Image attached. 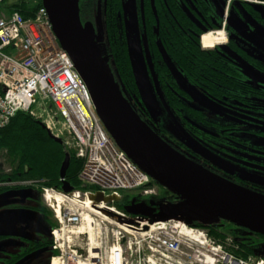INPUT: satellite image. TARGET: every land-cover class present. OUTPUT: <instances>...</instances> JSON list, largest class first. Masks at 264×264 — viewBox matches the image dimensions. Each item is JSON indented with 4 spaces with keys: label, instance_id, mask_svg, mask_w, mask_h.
Here are the masks:
<instances>
[{
    "label": "built area",
    "instance_id": "built-area-1",
    "mask_svg": "<svg viewBox=\"0 0 264 264\" xmlns=\"http://www.w3.org/2000/svg\"><path fill=\"white\" fill-rule=\"evenodd\" d=\"M0 87V127L18 111L35 115L41 98L54 105L53 112L39 107L44 124L57 137L68 134L65 144L83 161L79 178L87 188L64 192L62 186H41L57 223L50 264H264L223 250L207 230L180 215L164 217V207L177 199L158 201L152 215L117 206L122 191L143 187L142 195L150 196L157 185H150L153 179L105 127L43 5L30 18L19 11L0 13Z\"/></svg>",
    "mask_w": 264,
    "mask_h": 264
},
{
    "label": "flooded vegetation",
    "instance_id": "flooded-vegetation-1",
    "mask_svg": "<svg viewBox=\"0 0 264 264\" xmlns=\"http://www.w3.org/2000/svg\"><path fill=\"white\" fill-rule=\"evenodd\" d=\"M108 1L81 0L80 16L83 23H93L100 50L103 55L109 56V64L112 68L117 69L113 63V43L116 44L118 40L124 39L121 32H124V35L127 34L125 42L129 46V36L134 35L130 34L128 30H134L136 38L140 41L143 55L141 56L142 63L134 62L133 71L141 70L143 72L142 70L147 69L149 74L156 71H172L165 56L174 58L173 53L186 50L192 41L199 38L201 49L205 50L207 57L205 70L209 73L207 77L209 90L205 89L207 94H203L196 90L193 84V89H189L194 95L187 92L186 94L192 98L194 103L224 119L246 123L249 126L246 130H251L252 134L253 130L259 131L260 127L264 130V0H133L132 9H129V6L126 7L124 3L122 4L126 12L127 8L133 12L135 24L127 22L130 16L124 12L123 23H115L114 29L111 28L112 23L110 28L108 27L107 18L104 15V8ZM109 2L111 8L116 6L115 1ZM99 9L102 16L103 32L98 31ZM151 17L154 19V24H151L153 20ZM154 28H156V35L153 37L155 46L149 37L148 44L151 47L148 49L145 35L148 30L152 33ZM204 34L212 35L211 38L217 42L215 46L212 48L203 47L201 38ZM109 35H111L110 42ZM172 65L177 71L175 65ZM141 79L143 78L140 76L139 80ZM177 82L179 85L178 80ZM180 86L183 88L181 84ZM213 88L224 89L220 93L222 99L211 91ZM229 90L233 93H229ZM234 94L235 96H233ZM124 95L137 113L146 112L149 117H152L143 103L140 92L139 97L136 98L125 93ZM158 95L164 102L162 93L160 96L158 92ZM247 100L249 102L246 103ZM140 102L142 103L140 104ZM224 103L236 107V109L231 110ZM155 104V111H159ZM163 110L166 112L165 108ZM143 116L145 120L142 116L141 118L175 149L211 171L231 180V173L220 172L217 166L212 165L203 156L194 153L196 151L184 143L183 139L188 138H181L176 133H171L160 119H157V124H153L149 117L147 119L146 115L143 114ZM158 116L156 114V117ZM239 128L241 131H237V135H242L245 131L244 127ZM232 133L228 132V134ZM233 157L236 158V156ZM11 189L30 190L28 197L24 199L17 196L16 202L6 208L27 209L37 216L30 222H18L14 226L9 223L17 235H0V264L19 263L23 258L36 251L38 252L37 256L25 259L21 264H50L53 245L50 216L42 209L45 203L41 192L27 185L8 190ZM217 223L222 224L220 221Z\"/></svg>",
    "mask_w": 264,
    "mask_h": 264
},
{
    "label": "trees",
    "instance_id": "trees-1",
    "mask_svg": "<svg viewBox=\"0 0 264 264\" xmlns=\"http://www.w3.org/2000/svg\"><path fill=\"white\" fill-rule=\"evenodd\" d=\"M109 1L104 8V15L107 18L108 27L110 28V24L112 23L111 28L114 29L115 23H123L122 16L125 8L123 7L122 0H113L116 2V6L112 8L109 6ZM41 6L42 0H17L14 3H8V0H3L0 4V13L9 14L13 11H19L24 18H30ZM80 7L82 8L81 5ZM151 19H153V17H151ZM151 24H154V19L151 21ZM155 32L156 28L153 29L152 33L149 30L146 32L145 38L148 49L151 47V45L148 44V39L150 37L154 44L153 37L156 35ZM120 34L124 39L118 40L116 44L113 43V63L117 69H114V67L112 68L111 65L110 67L123 92L132 98H136L139 97V88L136 82L137 73L133 71L134 65L130 54V48L125 42L127 34L124 35V32ZM110 38L111 35L108 36L109 42L111 41ZM191 44L186 47V50L173 53L172 55L174 58H168L170 62L175 65L178 74L189 88L195 85L196 90L203 92V94H207L205 91L209 90L207 84L209 73L205 70V60L207 58L205 50L201 49L199 38H196ZM192 50L194 51L193 53L190 52ZM149 79L150 97L156 100V104L154 103L156 108L157 104L162 110L165 108L171 122L173 121L171 125L177 130L176 135L178 137L180 136L183 138V135H187L186 138H194L206 149L216 153H222V151H224L223 153L227 151L230 153L234 152L233 155L237 158L235 162H242V169H234L238 172L235 171L232 173L230 177L231 180L260 193H264V143L257 144L251 139L253 134H257V130H253L254 133L252 134L251 130H246L249 128L246 123L240 121L232 122L231 120L224 119L199 106L197 103H194L192 98L186 94L185 89L182 88L180 84H177V79L172 71L167 70L160 72L156 71L153 74L150 73ZM193 81H195V83H192ZM156 82L160 87L164 102L159 98ZM211 91L221 99L223 98L220 93H222L224 89L213 88ZM231 92L232 91L229 90V93ZM233 96H235V94ZM247 102H249V100H247L246 103ZM141 103L142 102H140V104ZM224 105L231 110L236 109V107L226 105L225 103ZM53 108L54 105L49 103V110L51 112L54 111ZM219 108H222V106H219ZM138 114L142 116L144 120L145 117L143 114L147 116V119L149 117L146 112L140 111ZM149 119L153 124H157L158 122V117H149ZM41 122L44 123L38 116L36 117L29 112L18 111L6 126L0 127V193L15 186H22L10 185L9 183L15 184L24 181H31L32 184L28 186H32L40 192L41 186L43 185L57 186L60 188L62 184L60 168L67 152L70 153L71 160L65 179L71 183L75 189H84L88 187V185H85L79 178L83 161L76 156L72 149L66 146L63 139L62 143H60L51 138L48 130L42 126ZM239 127H244L245 131L242 130V135H237V131H241ZM229 131L233 133L228 134ZM257 132L260 136L264 137V130L262 127H260V130ZM184 143L186 144V141ZM187 146L191 148V146ZM150 185H157L159 189L171 193L173 199L177 198L175 193L164 188L154 180H152ZM142 190L143 187L122 191V198L116 203L117 206L129 212L133 206L146 203L148 210L152 208L151 214L148 215L154 214L157 210L158 201L164 199V197L161 195L158 197L152 195L143 196L141 195ZM42 209L50 216L49 222L51 230L57 225L53 218V213L46 204L43 205ZM220 222L222 224L215 222L205 225L193 219L191 224L195 227L207 230L208 234L221 241L225 240L226 235H229L223 230V226H225L226 223L233 226V228H235L233 231V241L239 245L238 249H233V252L238 257L246 258L248 256H253L254 250L259 247V245L264 246V235L252 233L249 230L238 227L225 220H220ZM237 229L244 230L246 234L239 232ZM254 238H258L260 241H253ZM55 253L56 252L52 250L51 256Z\"/></svg>",
    "mask_w": 264,
    "mask_h": 264
},
{
    "label": "water",
    "instance_id": "water-1",
    "mask_svg": "<svg viewBox=\"0 0 264 264\" xmlns=\"http://www.w3.org/2000/svg\"><path fill=\"white\" fill-rule=\"evenodd\" d=\"M80 1L42 0V5L48 10L61 46L68 52L87 84L96 110L109 133L153 180L178 196L177 203L164 207V217L180 215L190 223L196 219L205 225L225 220L252 233L264 235V193L238 184L189 158L141 118L117 83L109 64V56L102 54L93 23L82 22ZM165 59L185 91L193 94L169 58L165 56ZM136 73L143 103L152 117H155L149 88L145 87L144 79L139 80L145 73ZM156 87L161 96L157 82ZM42 126L48 130L51 138L62 143V139L55 136L44 123ZM186 144L195 151L206 154L194 147L195 143L191 139ZM70 160L71 155L67 152L60 168V177L63 179L66 178ZM62 188L64 192L74 189L67 180L63 182ZM29 190H7L0 193V235H17L9 223L14 226L18 222H30L37 216L27 209L6 208L16 202L17 196L24 199L28 197ZM144 206V210L131 208L129 212L147 214L148 207ZM37 254V251L33 252L15 264H21Z\"/></svg>",
    "mask_w": 264,
    "mask_h": 264
},
{
    "label": "rangeland",
    "instance_id": "rangeland-1",
    "mask_svg": "<svg viewBox=\"0 0 264 264\" xmlns=\"http://www.w3.org/2000/svg\"><path fill=\"white\" fill-rule=\"evenodd\" d=\"M15 1H17V0H8V3H14ZM132 2H133V0H123L124 5L126 7L129 6V9H132V7H133L132 6L133 5ZM129 9L127 8V12H126V9L124 11L125 14L128 13L127 15L130 16L129 17V21H127V22H130L131 24L134 25L135 24V17H133V12H130ZM101 18H102L101 11L99 9V12H98V15H97L98 31L103 32V24H102V19ZM128 32L130 34L134 35V36H129V47H130V54H131V58H132L133 64H134V62L136 64L141 63V56L143 55V52L141 50V44L138 43L139 39L136 38L134 30H128ZM137 37H139V36H137ZM142 71L145 73L144 77H143L144 83H145V87L149 88L150 87L149 73H148L147 69L142 70ZM143 72H141V70L139 71L140 74L143 73ZM153 101L156 103V100L154 98H153ZM38 105L39 106H36V107L33 108V110L35 111L34 113H35L36 117L38 116V117H40L41 120L44 121V119L46 118V115L40 111L39 107L49 108L48 107L49 106V102H45L44 103L41 100V98H40ZM157 109L159 111H155V114H157V116L159 115L158 119H160L164 123V126L167 129H169L171 131V133H176L177 134V130L175 129V127H172V125H171V123H173V121L171 122V119L169 118L168 114L162 109H161L162 110L161 111L160 107H158V104H157ZM160 112H162V113H160ZM61 122H63L62 119H61ZM64 128H65V126H62V129H64ZM256 133L257 134H253L252 135L251 139L257 144H263L264 143V137L260 136V134L257 131H256ZM67 135H65L63 137L65 140H68ZM186 137H187V135H183V138H186ZM188 139H191L192 141H194V143H195L194 147L204 151L207 155L206 154L204 155V154H202L200 152H197V151L194 152V153H197L198 155L203 156L212 165L214 164L215 166H217V168L220 170V172L227 173V174H230V173L232 174L234 171L238 172L237 170H234V169H236V168L242 169V167H241V163L242 162H240V163L239 162L238 163L235 162L237 159L233 157L234 156L233 155L234 152L232 154L229 151H227L225 153H223L224 151H222V153H216L214 151L206 149L204 146L199 144L198 141H196V139L191 138V137H188ZM188 139H183V140L184 141H188ZM69 149H71V148H69ZM231 155H232V157H230ZM215 161L217 163H219V164H217ZM156 188H157V193L153 194L152 196L158 197L159 195H161L162 197H164L165 200L173 199L171 193L163 191L162 189H159L158 187H156ZM142 194L143 193L141 192V195ZM144 205H146V203H140V204H137V205L133 206L132 209H137V210L141 211V210L145 209ZM151 212H152V208H149V210L147 211V215L151 214ZM234 229L235 228H233V226H231V225L226 223L225 226H223V230L229 235H226L225 240L221 241L220 239H218L216 237H213L210 234H208L209 235L208 239H210V241H212V242H215L216 245H221L223 250L228 251V252H232L233 254H235L233 252V249L236 250V248H238L239 245L233 241V239H234L233 238ZM238 231L243 233V234H246V232L244 230H242V229H240ZM239 232H237V233H239ZM241 233H239V234H241ZM253 241H257L258 242L260 240H258V238H254ZM195 255H196V258H198L200 256L199 252H196ZM253 258H257L255 260H262V259L264 260V246H260L259 245V247H257L254 250Z\"/></svg>",
    "mask_w": 264,
    "mask_h": 264
},
{
    "label": "bare ground",
    "instance_id": "bare-ground-1",
    "mask_svg": "<svg viewBox=\"0 0 264 264\" xmlns=\"http://www.w3.org/2000/svg\"><path fill=\"white\" fill-rule=\"evenodd\" d=\"M212 35H204L203 39L205 40L206 44H208L207 46L212 47V42H214V40L211 38Z\"/></svg>",
    "mask_w": 264,
    "mask_h": 264
}]
</instances>
